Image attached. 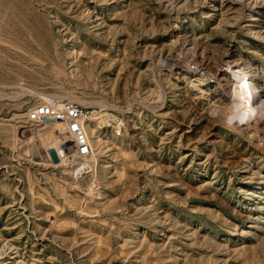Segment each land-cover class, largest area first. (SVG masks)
<instances>
[{
  "label": "rangeland",
  "instance_id": "374dc122",
  "mask_svg": "<svg viewBox=\"0 0 264 264\" xmlns=\"http://www.w3.org/2000/svg\"><path fill=\"white\" fill-rule=\"evenodd\" d=\"M0 264H264V0H0Z\"/></svg>",
  "mask_w": 264,
  "mask_h": 264
},
{
  "label": "built area",
  "instance_id": "2783aa9c",
  "mask_svg": "<svg viewBox=\"0 0 264 264\" xmlns=\"http://www.w3.org/2000/svg\"><path fill=\"white\" fill-rule=\"evenodd\" d=\"M187 68L191 75L204 74V70L196 64H189ZM24 113L26 120L34 124H45L52 120L60 122L76 156H86L90 152V123L94 128H108L114 136L121 134L123 125L122 119L112 112L106 114L107 119L103 121V110L67 99L58 100L53 96L37 100Z\"/></svg>",
  "mask_w": 264,
  "mask_h": 264
},
{
  "label": "water",
  "instance_id": "95a60500",
  "mask_svg": "<svg viewBox=\"0 0 264 264\" xmlns=\"http://www.w3.org/2000/svg\"><path fill=\"white\" fill-rule=\"evenodd\" d=\"M49 154H50L51 159H52L53 161H56L57 156H56V154H55V152H54L53 149H50V150H49Z\"/></svg>",
  "mask_w": 264,
  "mask_h": 264
},
{
  "label": "bare ground",
  "instance_id": "6f19581e",
  "mask_svg": "<svg viewBox=\"0 0 264 264\" xmlns=\"http://www.w3.org/2000/svg\"><path fill=\"white\" fill-rule=\"evenodd\" d=\"M252 83V81H248L247 80V84H251ZM53 121V120H52ZM54 150V149H53ZM54 152H55V154H56V151L54 150ZM90 153H91V148H90V152H89V155H90ZM88 155V156H89ZM56 156H57V154H56ZM81 157H87V156H81ZM53 161V160H52ZM54 163H56V162H58V156H57V159H56V161H53Z\"/></svg>",
  "mask_w": 264,
  "mask_h": 264
}]
</instances>
